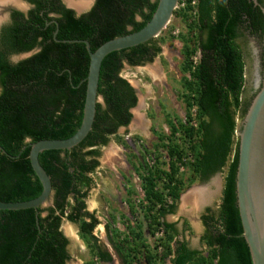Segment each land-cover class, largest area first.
I'll use <instances>...</instances> for the list:
<instances>
[{"label": "trees", "instance_id": "1", "mask_svg": "<svg viewBox=\"0 0 264 264\" xmlns=\"http://www.w3.org/2000/svg\"><path fill=\"white\" fill-rule=\"evenodd\" d=\"M158 0H96L78 16L57 7L56 39L43 32L40 10L32 21L34 36L20 26H4L0 38V201H25L37 197L42 185L30 160V143L41 139H64L81 124L85 101L89 55L82 40L94 51L105 41L139 30L150 19ZM261 2V0H259ZM174 15L182 28L168 37L181 44L179 99L184 117L169 119V132L154 127L151 147L140 144L135 169L142 194L135 190L125 198L128 215L124 229L107 224L108 242L121 264H151L157 246L162 260L170 264H252L235 190L238 161L237 119H242L251 98L242 100L245 60L237 37L249 30L264 33V15L252 0H179ZM56 9V8H53ZM55 30V24L51 28ZM41 36V40L37 38ZM161 38L110 52L102 60L98 81L101 102L91 130L70 149L44 150L38 160L51 179L52 203L46 208L0 210V264H68L69 238L62 224L77 225L89 258L83 264H108L111 253L89 237L100 223L86 199L94 187L101 147L110 140L127 144L118 134L129 125L138 97L121 75L125 64L152 62L161 52ZM30 40V39H29ZM76 40V41H74ZM39 46L36 53L17 62L18 53ZM196 57V60L194 59ZM195 108L191 123V110ZM134 135L133 141L140 142ZM138 157L134 153L131 154ZM191 156L192 160L188 157ZM185 167L179 172L178 163ZM223 173L221 203L217 211L207 208L201 219L206 248L193 249L176 223L166 220L177 211L181 193L195 182H207ZM172 203H166V197ZM115 217L112 216L113 225ZM163 229V236L154 233Z\"/></svg>", "mask_w": 264, "mask_h": 264}, {"label": "water", "instance_id": "2", "mask_svg": "<svg viewBox=\"0 0 264 264\" xmlns=\"http://www.w3.org/2000/svg\"><path fill=\"white\" fill-rule=\"evenodd\" d=\"M262 1L264 15V0ZM178 4L179 0H158L154 12L143 27L109 39L94 51H91L88 41L82 40L89 55V67L85 79L86 90L81 124L68 138L41 139L30 143L29 160L42 185V191L37 197L25 201H0V210L27 208L37 210L39 207L46 208L51 204V179L39 163V153L44 150L70 149L87 136L94 121L96 104L102 101V97L98 94V81L104 57L110 52L127 49L156 38L169 24ZM136 94L139 97L138 92ZM133 119L134 115L128 126ZM236 135L238 137V161L235 190L243 229L242 236L248 245L252 264H264V77L244 117L237 122Z\"/></svg>", "mask_w": 264, "mask_h": 264}, {"label": "rangeland", "instance_id": "3", "mask_svg": "<svg viewBox=\"0 0 264 264\" xmlns=\"http://www.w3.org/2000/svg\"><path fill=\"white\" fill-rule=\"evenodd\" d=\"M181 28L182 23L180 18L173 15L166 28L156 37L161 38L164 36L165 39L160 42L161 52L154 60L135 67L127 64L123 66L121 75L133 85L139 97L137 105L132 110L134 119L126 129H120L119 133L121 135H126L127 133V137L133 135H139L141 137L147 136L146 144L150 146L151 141H156V139H154L153 132H150L149 128L154 127L167 134L169 132L167 121L169 117L170 119H182L184 117L183 103L179 99V90L181 88L179 83L181 76L179 64L182 59L180 55L181 44L179 41L172 40L168 37L170 30L173 34H177ZM247 77L249 76L247 75ZM252 95V88L250 87V83L247 82L242 93V100H247ZM240 120L238 118L237 122ZM125 154V150L114 139L110 140L102 148V155L99 158V172L101 175H94V180L97 185L96 188L89 191L86 199L87 209L90 211H95L91 209L92 205H94L92 202L93 197L96 196L99 199L100 205L95 214L98 216L100 224L94 229L93 236L97 238L98 243L103 247L108 246L106 232L103 227L108 222V212L114 209L117 212L113 211V216L116 214L119 215L113 225L109 222L110 225L117 226L120 230L124 229V219L122 216L127 214V208L124 204H122V207H119V199L121 198L118 199V196L119 194L123 195V190L120 187L119 180L116 179L113 169L126 171L127 167L123 160ZM215 175L219 177L224 176L223 173H217ZM133 176V182L131 183L134 187H137L138 184H136V180L134 179L136 175L133 174ZM106 191L108 193L110 192L115 200L107 199L108 210L101 211L106 205L105 199H102V197L106 196ZM62 229L70 240L69 251L71 253V259L68 264H83L89 258V252L86 243L79 237L77 225L64 221ZM110 252L113 257V264H120L119 258L114 251L110 250Z\"/></svg>", "mask_w": 264, "mask_h": 264}, {"label": "flooded vegetation", "instance_id": "4", "mask_svg": "<svg viewBox=\"0 0 264 264\" xmlns=\"http://www.w3.org/2000/svg\"><path fill=\"white\" fill-rule=\"evenodd\" d=\"M252 1L254 3V6L259 7V9L262 11L263 1L262 0L261 2H259V0H252ZM78 2H83L82 7L78 6L77 4ZM95 2L96 0H0V38H1L2 28L4 26L16 25V26L22 27L23 29L29 30L28 37L30 40L27 39L25 42L27 43L31 42L32 37L34 36V33L30 31L33 29L32 21H35L34 14H36L37 12L36 10L37 8H39L40 10L38 11V14L41 16V21L43 23V25H40L41 31L50 32L52 37L56 39V33L58 30V23L56 21V18L59 16V13H57V11L55 10H57L58 6H63L64 8L70 9L75 13L76 16H78L80 14L88 12L93 7ZM53 8H56V9H53ZM54 24H55V30L52 31L51 28L53 27ZM236 39H237V42L243 48V54H244V60H245V85L247 84V82H249L250 87L252 88V93L254 94L257 91L261 83V80L264 77V62H263L264 33L260 28L257 29L256 32L254 33H250L249 30H247L244 32V34L238 36ZM37 40H41V36H39ZM38 49H39V46L33 47L32 49H29L26 51L12 53L9 56V60L12 62H17L19 60L25 59L27 57H30L34 53H36ZM247 75L249 77H247ZM131 86L133 87L132 84ZM127 127L128 126L120 127L118 129V134L123 137V140L125 141L127 146L125 144H122V142H119L116 140L117 142H119L120 147L125 150L126 154L123 160L127 168H126V171H121V170H116V169H113V171L115 173L116 179L119 180V184H120L121 189L123 190V195H124L123 196L119 194L118 196V199L121 198L119 199V204H120L119 207H122V204H124L127 208V214H124V215L129 216L128 207L125 201V198L127 196V191L131 190V188L135 190L134 200L136 203L138 202V199L140 195L142 194L141 188H140V174H139V171L135 169V166L138 164L137 160L142 159L138 153L141 148L140 144H143L144 146H147V147H151L152 143L155 141H151L150 146H148V144H146L147 136L141 137L142 140L140 142H136V141H133L134 135L130 137L129 136L127 137V133L126 135H121L119 133L120 129L122 128L126 129ZM149 131L152 132V128L151 129L149 128ZM153 136H154V139H157V137L154 134ZM113 139L115 140V137H113L111 140ZM103 147H101V155H102ZM132 153H134L138 157L132 156L131 155ZM99 166H100V160H99ZM99 166L96 168L95 173L92 174L93 178L95 174L97 176L101 175V173L99 172ZM133 174L136 175L134 179L136 180V184H138L137 187H134V185L131 183L133 182V177H134ZM96 185L97 184L94 183V187H92L90 190L96 188ZM107 193L108 192L106 191V196L102 197L103 200L105 199L106 205L103 207L101 211L108 210L107 199L115 200L114 196H111L110 192L108 194ZM51 203H52V200H51ZM113 211L117 212L114 209L108 212V216H107L108 222H106L103 225L104 231L106 232L107 242H108V232L106 230V226L109 222H112ZM95 212L97 211L95 210ZM118 216L119 215L117 214L114 215L115 219H117ZM105 218H106V215H105ZM115 227L118 228L117 226ZM63 232L65 234V231ZM89 237L91 238V241L94 242L95 245L97 246L100 245L98 243L97 238L93 236V233H92V236L90 235ZM105 248L109 251V253H111L110 250L113 251L109 242H108V246H105ZM111 256H112V253H111ZM108 264H113V259Z\"/></svg>", "mask_w": 264, "mask_h": 264}, {"label": "crops", "instance_id": "5", "mask_svg": "<svg viewBox=\"0 0 264 264\" xmlns=\"http://www.w3.org/2000/svg\"><path fill=\"white\" fill-rule=\"evenodd\" d=\"M223 189V177L214 175L207 182H195L186 188L180 195L177 211L174 214L167 215L166 220L170 223H176L179 230L182 231L185 240L193 249L203 250L206 248L201 237L205 231L202 222V215L207 208L217 211L221 203ZM93 210L99 208V199L93 197ZM89 202V201H88ZM170 264V262H168Z\"/></svg>", "mask_w": 264, "mask_h": 264}, {"label": "built area", "instance_id": "6", "mask_svg": "<svg viewBox=\"0 0 264 264\" xmlns=\"http://www.w3.org/2000/svg\"><path fill=\"white\" fill-rule=\"evenodd\" d=\"M195 0H193V2H194ZM194 59L196 60V57H194ZM194 116H195V108H193L192 110H191V117H192V120H191V123L195 126L196 125V122H195V120H194ZM190 160H192V158H191V156L189 155V157H188ZM178 166H179V172H182V171H184V169H185V167H184V165L182 164V163H178ZM173 201H172V198L171 197H166V203L167 204H171ZM163 229L162 228H159L155 233H154V236H153V238L154 239H159V238H161L162 236H163ZM156 252H157V258H156V260L153 262V263H151V264H168V262L169 261H163L162 260V253H163V246L161 245V244H158V246H157V249H156Z\"/></svg>", "mask_w": 264, "mask_h": 264}, {"label": "bare ground", "instance_id": "7", "mask_svg": "<svg viewBox=\"0 0 264 264\" xmlns=\"http://www.w3.org/2000/svg\"><path fill=\"white\" fill-rule=\"evenodd\" d=\"M77 4H78L79 7H82L83 2H78ZM136 121H138V120H136ZM139 126H140V124H139Z\"/></svg>", "mask_w": 264, "mask_h": 264}]
</instances>
